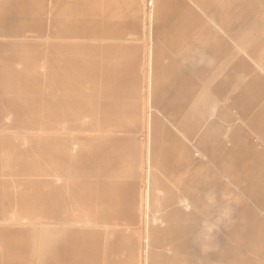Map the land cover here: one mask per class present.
I'll use <instances>...</instances> for the list:
<instances>
[{"label": "crops", "instance_id": "crops-1", "mask_svg": "<svg viewBox=\"0 0 264 264\" xmlns=\"http://www.w3.org/2000/svg\"><path fill=\"white\" fill-rule=\"evenodd\" d=\"M192 1L150 8L163 18L160 38L172 52L189 65L192 49L212 57L213 66L184 72L168 53L128 38L26 39L27 30L38 32L29 34L34 40L106 37L107 29L54 27L70 2L84 16L83 0H48L43 12L29 0L5 1L0 264H264V34L245 54L233 39L261 20L254 1L264 9V0ZM183 37L189 43L179 46ZM219 69L229 86L215 80ZM204 95L218 103L203 133L187 115ZM69 115L80 120L51 119ZM201 150L212 172H202ZM22 222L28 226L12 225ZM202 228L218 250L193 245Z\"/></svg>", "mask_w": 264, "mask_h": 264}, {"label": "rangeland", "instance_id": "rangeland-1", "mask_svg": "<svg viewBox=\"0 0 264 264\" xmlns=\"http://www.w3.org/2000/svg\"><path fill=\"white\" fill-rule=\"evenodd\" d=\"M6 0H0V9H4V4ZM28 1V0H27ZM31 2L36 3L35 7L38 6L37 10L40 12H43V9L48 3V0H29ZM71 1V0H70ZM156 0H83L84 4L86 5L87 8V13L84 16L79 17L77 14L78 12V6L75 5L73 2H70V11L69 8L63 10V15L61 14H56L55 19H54V27H60V28H86V29H107L105 30V35L106 37L104 38H95L94 40L90 39L89 37L85 38H63V37H56V38H49L46 39L44 37L42 38H36L35 40L33 39L34 37H30V35L37 36L38 32L37 31H25L24 34L27 35L26 39L36 42L38 44H43L46 42H63V41H68V40H76L79 39L81 40L80 42H86L87 44H100L101 42H116V43H124V38H128L131 42L132 45H138V46H143L146 48L147 52H150L152 49L157 48V50L161 51L163 54L169 55V57L181 68V70L184 72L185 68L187 66L192 67V69H196L198 66L202 67L203 69H206L207 67L213 66V60L211 59L212 57L208 56V54H201V56H198V53L196 49H192L190 51V60H191V65H189V59L188 60H183L182 56H178L175 54L173 51V48L171 47V44L165 46L162 39L160 38V33H159V27L162 28L164 27V20L160 16H156L155 14L153 15L152 10L150 9L152 6V2ZM180 1V0H179ZM189 2V4H193L192 0H185ZM77 2V0H76ZM174 2V1H172ZM255 7L257 9H260L263 11L260 17V21H258L259 18H257V21L255 22L254 26H251L248 30L241 32L239 34H235L234 40L235 43H238L240 46V51L242 54H245V49L243 46L250 45L252 44L253 41L256 40V37H258L261 34H264V9H261V5L257 2L254 1ZM83 4V3H82ZM231 8V7H230ZM39 15H34L33 18H37ZM258 17V15L256 16ZM11 18V17H10ZM209 22H212L209 20ZM216 25L219 24V19H215ZM50 23V21H49ZM180 22H176L178 25ZM130 28H136L130 29ZM194 31H192L193 33ZM45 33V32H44ZM84 34V33H83ZM222 34V33H220ZM225 38H228L229 35L224 33L222 34ZM189 43V39L187 38H181L179 40V46H186ZM179 49V47H178ZM172 50V51H171ZM245 60H248V63L251 64L252 61L246 57ZM181 66V67H180ZM189 67V68H190ZM202 69V70H203ZM188 70V69H187ZM218 71V70H217ZM215 72L216 74V81L218 83L222 82L220 81L223 80L227 83V85H230V78L226 77L227 75L220 72V69L218 72ZM214 74V75H215ZM214 77V76H213ZM223 78V79H222ZM204 83V82H201ZM228 92V91H224ZM169 99L171 102L180 104V103H186L187 99L183 97H179V99L171 98L169 96ZM195 100V99H194ZM220 102V101H219ZM223 102V101H221ZM226 102V101H225ZM218 103L217 99L213 100V97H211V100L207 98V96H203L202 99H197L193 102H191L192 106L191 109L189 110L190 114L187 115V117L190 119L194 120H199L200 121V131H203L204 129L202 128V125L206 123L208 119H212L213 113L212 111L215 110L213 109L214 106H216ZM228 103V101H227ZM230 104V103H229ZM211 109H213L211 111ZM151 111L153 113H156L157 110L156 108H152ZM211 116V117H208ZM52 121H57V120H64L65 123H78L80 120V117L78 116H67L64 118H56L53 117L51 118ZM87 121H97L96 123H100L102 118L101 117H88L86 118ZM51 120L46 117H40L39 118V123H48ZM132 123H142L141 118L138 121L137 118L133 120ZM189 130V131H187ZM186 133H193V130H190V127H188L185 130ZM198 154V153H197ZM205 154V150H201L199 157L202 158V163H201V170L202 172L206 171V168L211 170L212 172V166L208 167L207 164V159L203 155ZM197 155H194V158ZM214 168V167H213ZM215 173L220 176V178L226 183L230 184V182L227 183L226 179H223V175L220 173L219 169L214 168ZM233 186V185H232ZM156 192H160L157 190ZM217 216H215L216 219ZM13 227H27L28 224L26 222H22L21 224H12ZM215 231H219L218 233L220 234V229L217 228V226H214ZM210 229H199L195 236L193 237L192 243L195 247L200 248L202 244H205L208 250H218L219 249V244L217 240L212 237L210 234ZM142 248L143 250L146 249L145 241L142 242ZM186 263H189L186 261ZM32 264H34L32 262Z\"/></svg>", "mask_w": 264, "mask_h": 264}]
</instances>
